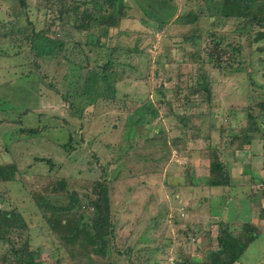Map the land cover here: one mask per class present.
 I'll list each match as a JSON object with an SVG mask.
<instances>
[{
    "label": "rangeland",
    "instance_id": "1",
    "mask_svg": "<svg viewBox=\"0 0 264 264\" xmlns=\"http://www.w3.org/2000/svg\"><path fill=\"white\" fill-rule=\"evenodd\" d=\"M173 1L180 15L191 9L188 0ZM24 2L27 7L34 8L38 0ZM21 14L18 0H0V22L14 20ZM157 14L169 21V26L161 36V45H157L160 35L146 39L148 44L145 48L151 42L153 45L146 52L147 58L140 57L136 62L138 73L145 80L137 81L133 76L131 80L121 82L117 86L119 97L142 103L146 100L152 102L163 93L166 99L171 100L172 92L184 89L187 81L193 83L199 73V67L186 61L177 46L179 35L188 27L171 23L175 11L168 7L158 10ZM232 24L230 21L224 30L230 31ZM149 26L129 21L123 29H148L151 32L153 27ZM134 39V34L123 37L121 44L131 46ZM165 47L170 48L168 56L165 55ZM257 47L264 48V42L249 49L251 57L245 54L242 72L209 71V101L202 94L194 98L192 104L199 105L197 113L202 115L194 119L193 124L196 121L201 125L202 122L205 129L210 126L212 129L206 131V135L209 134L211 141L199 138L188 142L180 151L179 148L162 145L164 134L158 143L139 140L144 136V128L150 131V137L153 131L161 134V131L167 133L168 130L171 132L169 138L179 136L178 120L170 115L166 106H161L156 114L154 107L147 104L139 115L128 116L142 128L134 132L132 140L124 136L126 133L122 134L126 130L118 122V111L101 112L100 117L92 120L88 132L82 135L74 119L71 120L62 109L60 95L48 86L53 68H45L49 77L46 79L42 74L28 73L29 66L23 53L16 55L19 50L11 47L7 39L0 41V164L15 162L20 170H26L36 157L51 158L62 164L61 174L74 179L73 186L79 189L98 177L99 164L105 166L110 163L108 167L118 174L117 180L109 186L112 210L118 223L113 260L118 259V264H180L184 260H207L209 252L217 249L219 224L228 222L229 230L237 233L243 222L248 221L264 232V220L260 221L261 209L264 208L263 141L254 140L243 148L244 152L224 150V160L232 163L229 167L231 187H193L190 179L191 174L196 180L208 175L209 147L218 143L220 146L225 143L227 147L228 135H239L245 127L247 121L241 109L248 105V93L257 96L264 92V52H258ZM58 88L62 86L58 85ZM174 113L179 115L182 110L175 105ZM63 119L70 120V124L66 126ZM219 127L222 134L216 130ZM26 128H39L41 133L30 138L21 133ZM203 135L206 136L205 132ZM69 136L73 138L71 146L74 149L68 157L64 145L68 143ZM117 159L123 163L121 167H118ZM46 172V166L37 163L30 172L32 174L21 175L17 182L0 183V191L7 194L4 206L8 210L15 208L22 214L29 226L32 248H41L39 259L43 264H82L84 257L76 254L70 258L64 252L56 251V243L52 242L45 227L44 213L30 198L29 189L33 187L34 179ZM7 250V245L0 246V257ZM235 264H264V233L249 244Z\"/></svg>",
    "mask_w": 264,
    "mask_h": 264
},
{
    "label": "trees",
    "instance_id": "2",
    "mask_svg": "<svg viewBox=\"0 0 264 264\" xmlns=\"http://www.w3.org/2000/svg\"><path fill=\"white\" fill-rule=\"evenodd\" d=\"M18 1L22 14L14 20L0 22V41L7 39L11 47L19 50L16 55L23 53L29 66L28 73L42 74L46 79L49 77L45 68H53V77L48 86L60 95L62 109L71 120L74 119L82 135L88 132L92 120L100 117L101 112L109 114L118 111V122L126 130L122 134L126 133L124 136L132 140L141 124L137 125V121H131L128 116L137 115L148 104L154 107L156 114L161 106L168 107L170 115L178 120L180 133L171 139L170 130L167 133L161 131V134L153 131L150 137V131L144 128V136L137 135L139 140L158 143L164 134L162 145L173 146L180 151L186 148L188 142L199 138L211 141L209 134L206 135V131L212 129L210 126L205 129L201 121V125L196 121L193 124L194 119L202 116L197 113L199 105L192 104L194 98L204 94L209 101L210 70L242 72L246 55H252L249 49L264 42V0H188L191 9L181 15L173 0H38L34 8L27 7L24 0ZM165 7L175 11L171 23L188 27L185 33L179 35L180 43L177 46L181 48L186 61L199 67V73L193 83L187 81L184 89L176 88L178 90L172 92L174 98L171 100L166 99L160 91H157L159 98L152 102L146 100L137 103L131 98L119 97L117 86L121 82L131 80L133 76H136L134 80H145L138 73L139 65L136 62L140 57L147 58L146 52L153 45L151 42L145 48L147 38L160 35L157 45L161 43V36L169 21L161 18L157 11ZM129 21L148 28L150 24L153 29L151 32L148 29H123ZM230 21L233 22L232 29L225 31ZM132 34L135 35L132 45L122 46L121 39ZM169 49L166 48V56L170 54ZM244 50L249 51L245 53ZM257 50L264 52L262 47H257ZM58 85L62 88H58ZM247 97L248 105L241 109L247 121L245 127L239 135H228L227 147L225 143L224 146L218 143L209 147L208 175L196 180L191 174L193 187H231L229 167L232 163L224 160V150L244 152L243 148L250 146L254 140L264 142V92L257 96L248 93ZM175 105L182 110L179 115L174 113ZM63 122L66 126L70 124V120L63 119ZM216 130L222 134L221 127ZM21 133L31 138L41 130L26 128ZM220 138L218 141L222 140ZM72 141V136H69L68 143L64 145L68 157L74 149ZM178 144L180 146L177 147ZM93 157L99 164L98 158ZM33 161L26 170H20L15 162L0 164V183L17 182L21 175L32 174L30 172L37 163H43L47 172L34 179L29 195L35 206L44 213L45 227L52 242L56 243V251H62L70 258L78 254L85 258L82 264H118V259L113 260L118 223L112 210L109 188L117 180L118 174L108 167L110 163L105 166L99 164L98 177L76 189L73 186L75 180L61 174V163L38 157ZM117 164L118 167L123 165L118 159ZM6 195L0 191V246L8 247L0 257V263L43 264L39 259L41 248H32L29 226L22 214L15 208H5ZM261 211L260 221L264 220V208ZM227 224H219L217 249L209 252L207 260H184L180 264H235L245 254L249 244L264 233L258 225L248 221L243 222L237 233L230 231ZM248 234L250 237H247Z\"/></svg>",
    "mask_w": 264,
    "mask_h": 264
},
{
    "label": "crops",
    "instance_id": "3",
    "mask_svg": "<svg viewBox=\"0 0 264 264\" xmlns=\"http://www.w3.org/2000/svg\"><path fill=\"white\" fill-rule=\"evenodd\" d=\"M233 164H235V161H233ZM231 182H232V179H231ZM231 182H230V183H231ZM231 186H232V183H231Z\"/></svg>",
    "mask_w": 264,
    "mask_h": 264
}]
</instances>
